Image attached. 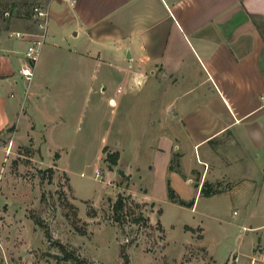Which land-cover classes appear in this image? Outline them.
<instances>
[{
	"label": "crops",
	"instance_id": "obj_1",
	"mask_svg": "<svg viewBox=\"0 0 264 264\" xmlns=\"http://www.w3.org/2000/svg\"><path fill=\"white\" fill-rule=\"evenodd\" d=\"M48 6L30 83L20 70L41 32L38 21L29 14L0 25V140L33 131L28 105L38 66L59 56L74 72L104 67L120 92V102H111L121 109L123 134L138 157L124 168L123 153L112 151L120 154L130 188L137 171L147 180L142 184L139 175L132 199L166 198L168 183L193 202L192 210L204 183L218 188L204 198L241 207L264 199V0H51ZM6 148L0 141V164ZM255 244L264 250L262 236Z\"/></svg>",
	"mask_w": 264,
	"mask_h": 264
},
{
	"label": "rangeland",
	"instance_id": "obj_2",
	"mask_svg": "<svg viewBox=\"0 0 264 264\" xmlns=\"http://www.w3.org/2000/svg\"><path fill=\"white\" fill-rule=\"evenodd\" d=\"M50 1L0 0V25L28 14L35 20L33 9L49 8ZM111 80L104 67L74 72L59 56L39 64L36 97L28 105L33 131L0 140L7 147L0 164V264H75L63 260L59 244L89 264H120L122 244H128L130 264H263L264 250L254 243L262 236L264 245V199L241 207L201 197L193 210L158 194L130 199L129 189L138 191L146 172L134 174L135 188L121 174L138 156L123 134L121 109L113 108L111 101L121 97ZM105 147L123 153L122 170L119 162L106 161ZM141 159L146 165L149 157ZM119 195L128 201L123 226L113 219ZM141 199L156 204L137 208ZM140 210L150 226L132 222ZM32 218L42 221L49 237Z\"/></svg>",
	"mask_w": 264,
	"mask_h": 264
},
{
	"label": "trees",
	"instance_id": "obj_3",
	"mask_svg": "<svg viewBox=\"0 0 264 264\" xmlns=\"http://www.w3.org/2000/svg\"><path fill=\"white\" fill-rule=\"evenodd\" d=\"M17 7L16 4H13V9L12 11ZM17 9V8H16ZM11 11V12H12ZM29 15V14H28ZM108 149L105 147L103 149V152L106 153V161L110 163V165L114 166L117 165L119 162V158H120V154L119 152H108ZM47 172L50 174L49 177L52 176L53 174V170L50 168L47 170ZM167 191H168V197L169 200L173 203H177L180 204L182 206L184 205H188V206H193V202L187 203L182 201L178 195L175 193V191L173 190V188L170 186V184L168 183L167 185ZM218 193V188L213 187L212 185L208 184V183H204L202 188H201V194L204 197H209L211 195H215ZM127 197H130L129 195H127ZM130 199H132V197H130ZM133 200V199H132ZM127 203L128 201L126 200V198L123 195H119L116 199V201L114 202V204L112 205V211H113V219L116 221V223H118L119 225L123 226L126 220V215H128V208H127ZM132 203V202H131ZM145 204H135V206L137 208H141L142 206H144ZM151 206H153V204H151ZM160 212H162V210H160ZM90 216H94L95 212L93 211V209L89 212ZM129 214H132V212H129ZM33 222L35 223V225L39 226V227H43L44 231H45V235L46 237H49V234L47 232V229L43 226V223L41 220L37 219V218H32ZM132 222L135 224H143L145 226H150V222L148 217H146L144 215V212L142 210H140L138 212L137 215H135L134 217L132 216ZM157 227L162 230V226L161 223L158 221L157 222ZM186 229H190L189 227H186ZM60 248V251L63 253V260H73L75 261V264H89L88 262L84 261V260H80L78 258L75 257V255L73 254V252L68 251L63 245L58 246ZM127 247L128 244H122L120 245V249H119V257L121 259V263L120 264H130V255L127 251Z\"/></svg>",
	"mask_w": 264,
	"mask_h": 264
},
{
	"label": "built area",
	"instance_id": "obj_4",
	"mask_svg": "<svg viewBox=\"0 0 264 264\" xmlns=\"http://www.w3.org/2000/svg\"><path fill=\"white\" fill-rule=\"evenodd\" d=\"M64 2H69L75 4L76 0H62ZM50 10L49 8H39L35 7L32 12V16L38 21L40 33L35 34V39H32L26 49V63L21 68L20 74L23 76L26 82L30 83L34 76L35 67L39 60L40 49L45 42L46 38V28L49 20ZM17 37H22L20 33L15 34Z\"/></svg>",
	"mask_w": 264,
	"mask_h": 264
},
{
	"label": "water",
	"instance_id": "obj_5",
	"mask_svg": "<svg viewBox=\"0 0 264 264\" xmlns=\"http://www.w3.org/2000/svg\"><path fill=\"white\" fill-rule=\"evenodd\" d=\"M122 176H123V172H121Z\"/></svg>",
	"mask_w": 264,
	"mask_h": 264
}]
</instances>
